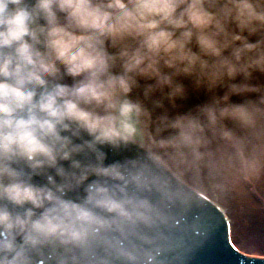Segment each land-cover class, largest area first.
<instances>
[{"label":"clouds","instance_id":"9594fccd","mask_svg":"<svg viewBox=\"0 0 264 264\" xmlns=\"http://www.w3.org/2000/svg\"><path fill=\"white\" fill-rule=\"evenodd\" d=\"M253 216L264 0H0V264H197Z\"/></svg>","mask_w":264,"mask_h":264},{"label":"rangeland","instance_id":"374dc122","mask_svg":"<svg viewBox=\"0 0 264 264\" xmlns=\"http://www.w3.org/2000/svg\"><path fill=\"white\" fill-rule=\"evenodd\" d=\"M250 220L251 224L250 227L245 229L242 246L247 250H251L253 247L262 244L261 247L264 248V220H261L257 216L251 217ZM253 230H256L258 233L253 234Z\"/></svg>","mask_w":264,"mask_h":264},{"label":"bare ground","instance_id":"6f19581e","mask_svg":"<svg viewBox=\"0 0 264 264\" xmlns=\"http://www.w3.org/2000/svg\"><path fill=\"white\" fill-rule=\"evenodd\" d=\"M252 232H253V234H254V233H258L256 230H253ZM244 233H245V230H243V231L240 233L239 238H238L241 247H242V244H243V241H244V238H243ZM254 248H255V250H257V251H258V250L264 251V248H262L261 245H257V246H255ZM243 249H245V248H243ZM245 250H246V249H245ZM251 250H252V249H251ZM251 250H250V249L247 250V251H249V255L246 257V259H245L246 261L249 260V261H251V262H253V261L256 262V261L264 260V259H259V258H256V257L252 256V255L250 254ZM250 255H251V256H250Z\"/></svg>","mask_w":264,"mask_h":264},{"label":"water","instance_id":"95a60500","mask_svg":"<svg viewBox=\"0 0 264 264\" xmlns=\"http://www.w3.org/2000/svg\"><path fill=\"white\" fill-rule=\"evenodd\" d=\"M220 260L221 262H223L225 264V260H228V262L230 264H239V260L233 256V255H227L225 256L224 254L220 256ZM258 264H260L262 262V264H264V260L261 261H256ZM252 263V262H251Z\"/></svg>","mask_w":264,"mask_h":264}]
</instances>
